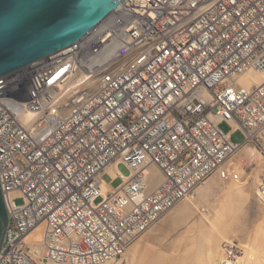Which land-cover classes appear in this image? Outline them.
Wrapping results in <instances>:
<instances>
[{"label":"built area","instance_id":"2783aa9c","mask_svg":"<svg viewBox=\"0 0 264 264\" xmlns=\"http://www.w3.org/2000/svg\"><path fill=\"white\" fill-rule=\"evenodd\" d=\"M255 74L264 0H123L75 44L0 77V264H108L210 179L240 181L237 154L264 152V80L241 82ZM243 255L226 242L219 264Z\"/></svg>","mask_w":264,"mask_h":264},{"label":"rangeland","instance_id":"374dc122","mask_svg":"<svg viewBox=\"0 0 264 264\" xmlns=\"http://www.w3.org/2000/svg\"><path fill=\"white\" fill-rule=\"evenodd\" d=\"M222 129L230 131L227 124ZM233 141L242 144L243 131L234 132ZM235 158L240 181L225 183L217 177L210 179L137 239L122 259L108 264H184L202 232L214 243L210 248L216 255L215 264H219L226 242L243 247L242 264H264V205L257 196L264 177V152L249 144ZM119 170L125 176L130 175L125 165H120ZM104 180L113 187L120 183L113 182L109 175ZM234 191V197H239L235 203L230 200ZM16 203L23 204V198L16 199ZM231 203L235 210L230 213ZM190 248L192 251H188Z\"/></svg>","mask_w":264,"mask_h":264},{"label":"water","instance_id":"95a60500","mask_svg":"<svg viewBox=\"0 0 264 264\" xmlns=\"http://www.w3.org/2000/svg\"><path fill=\"white\" fill-rule=\"evenodd\" d=\"M123 0H0V77L75 44ZM10 215L0 180V252Z\"/></svg>","mask_w":264,"mask_h":264},{"label":"bare ground","instance_id":"6f19581e","mask_svg":"<svg viewBox=\"0 0 264 264\" xmlns=\"http://www.w3.org/2000/svg\"><path fill=\"white\" fill-rule=\"evenodd\" d=\"M249 79H251V81L249 82L248 85L256 86V85H260L263 82L264 76L261 74H255L253 76H244L242 78L241 82L244 83V82L248 81ZM93 86H94V83H92V82H90L88 84V87H90V88ZM29 117H31V114L28 115V118ZM103 189H104V191L107 189L106 184H103ZM234 193H235V191L233 193H231L230 200H232V202L235 203L239 197H234L235 196ZM237 193H239V192H237ZM234 207H235L234 204L231 203V206H229L228 211L231 213L233 210H235ZM41 234H42V229H41V227H39L34 231V233L30 236V238L31 237L40 238ZM212 242L213 241L207 236L206 232H202L198 241L196 240L193 243L194 245H192V247L194 246V248H193L194 252H190V253H192V255L190 253H188V254H190V255H188V256H190V259L188 258V261L184 264H215L216 255H215L214 251L212 250V248H210V246L214 244ZM135 249H136V247L134 248V250ZM207 249H209V251ZM188 251H192V249L188 250Z\"/></svg>","mask_w":264,"mask_h":264}]
</instances>
